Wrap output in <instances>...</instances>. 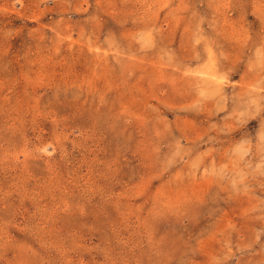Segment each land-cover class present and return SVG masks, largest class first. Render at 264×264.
I'll use <instances>...</instances> for the list:
<instances>
[{
	"label": "rangeland",
	"instance_id": "1",
	"mask_svg": "<svg viewBox=\"0 0 264 264\" xmlns=\"http://www.w3.org/2000/svg\"><path fill=\"white\" fill-rule=\"evenodd\" d=\"M0 264H264V0H0Z\"/></svg>",
	"mask_w": 264,
	"mask_h": 264
}]
</instances>
